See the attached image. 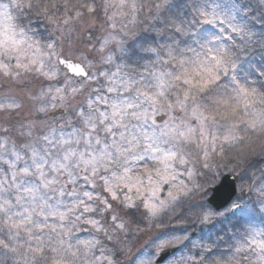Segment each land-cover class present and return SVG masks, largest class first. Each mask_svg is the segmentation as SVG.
I'll use <instances>...</instances> for the list:
<instances>
[{"label": "snow or ice", "instance_id": "snow-or-ice-1", "mask_svg": "<svg viewBox=\"0 0 264 264\" xmlns=\"http://www.w3.org/2000/svg\"><path fill=\"white\" fill-rule=\"evenodd\" d=\"M0 264H264V0H0Z\"/></svg>", "mask_w": 264, "mask_h": 264}]
</instances>
